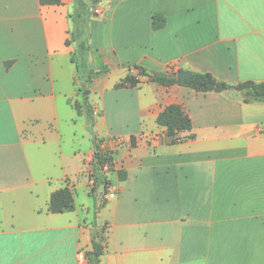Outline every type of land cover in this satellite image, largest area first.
Segmentation results:
<instances>
[{
    "label": "crops",
    "instance_id": "crops-1",
    "mask_svg": "<svg viewBox=\"0 0 264 264\" xmlns=\"http://www.w3.org/2000/svg\"><path fill=\"white\" fill-rule=\"evenodd\" d=\"M60 1L0 0V264H88L93 239L103 264H264V101L136 68L264 82V0H98L80 113L74 0ZM128 74L138 83L116 88ZM170 104L191 122L172 143ZM95 146L112 157L113 198L87 188ZM64 187L74 209L50 212Z\"/></svg>",
    "mask_w": 264,
    "mask_h": 264
},
{
    "label": "trees",
    "instance_id": "trees-1",
    "mask_svg": "<svg viewBox=\"0 0 264 264\" xmlns=\"http://www.w3.org/2000/svg\"><path fill=\"white\" fill-rule=\"evenodd\" d=\"M41 4H59L60 0H39ZM98 0H92L97 2ZM92 11L89 7H85L83 0H76L75 10L69 14L72 21V27L69 31L70 38L65 40L66 45L76 42L75 48L71 52V60L75 63L77 76L79 79V90L83 96V104L76 103L77 112H81V106L90 112L91 105L88 100V89L84 88V84L92 80L96 73L88 60L89 51V20ZM164 17L162 15L153 16V27L160 28L164 25ZM138 73L148 76L151 80L157 81L162 85L169 86L172 84H180L194 89L198 92L209 91H225L234 89L242 92L245 101H264V82L245 81L237 84H229L218 80L208 72H191V76L182 80L168 78L167 71H150L145 67L137 66ZM138 83L137 76L128 74L125 78L115 85L116 88L135 86ZM164 123L166 125V136L170 143L177 142L182 139L181 133L191 129V122L183 108L178 104H170L163 111ZM104 160L112 163V157L108 152L98 150L95 146L94 150V170L96 181L101 175L100 165ZM119 179L125 177L122 171L118 172ZM100 182V181H99ZM106 186V183L104 184ZM75 207L72 191L68 187L60 188L51 193L48 210L53 213L72 211ZM103 243L101 241L92 240V248L85 252L88 264H103L101 254L103 252Z\"/></svg>",
    "mask_w": 264,
    "mask_h": 264
},
{
    "label": "built area",
    "instance_id": "built-area-1",
    "mask_svg": "<svg viewBox=\"0 0 264 264\" xmlns=\"http://www.w3.org/2000/svg\"><path fill=\"white\" fill-rule=\"evenodd\" d=\"M93 11L95 14H100V12H101L99 7L94 8ZM91 162L93 164L94 154H93ZM112 167H113V163H111V161L104 160L100 165V172L108 175L111 172ZM86 184H87V188L89 190H92L94 188V186L96 184V175H95L94 169L87 173ZM105 191H106V197L107 198H113L116 195L117 187L115 185H113L111 182H109L105 186Z\"/></svg>",
    "mask_w": 264,
    "mask_h": 264
},
{
    "label": "rangeland",
    "instance_id": "rangeland-1",
    "mask_svg": "<svg viewBox=\"0 0 264 264\" xmlns=\"http://www.w3.org/2000/svg\"><path fill=\"white\" fill-rule=\"evenodd\" d=\"M75 2H76V0H74V4H73V7H72V10L70 11V13H72L73 10H75ZM83 2L85 4V7L86 8L89 7V9H91V11H92L91 18H92V16H97V14H95L93 10H94V8L98 7V6H96V3L98 1L95 3V2H92V0H83ZM99 8H100V6H99ZM71 27H72V24H71ZM69 38H70V35H69ZM70 45L74 49L75 48V45H76V42H71ZM100 174L101 175L99 176L98 180L101 183H103V184L106 183L107 184V183L110 182L109 178L107 177V175L105 173H100Z\"/></svg>",
    "mask_w": 264,
    "mask_h": 264
},
{
    "label": "water",
    "instance_id": "water-1",
    "mask_svg": "<svg viewBox=\"0 0 264 264\" xmlns=\"http://www.w3.org/2000/svg\"><path fill=\"white\" fill-rule=\"evenodd\" d=\"M191 76V72L185 69H178L170 74H168V78L182 80Z\"/></svg>",
    "mask_w": 264,
    "mask_h": 264
}]
</instances>
